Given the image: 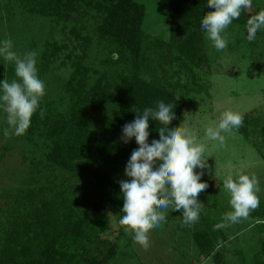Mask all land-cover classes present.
<instances>
[{
  "label": "rangeland",
  "instance_id": "1",
  "mask_svg": "<svg viewBox=\"0 0 264 264\" xmlns=\"http://www.w3.org/2000/svg\"><path fill=\"white\" fill-rule=\"evenodd\" d=\"M137 1L145 7L142 30L149 35L141 52L139 73L179 97L184 120L175 127L189 129L205 145L202 159L207 160V167L194 171L203 172L201 182L208 187L198 195L203 207L199 219L191 225H185L183 217L175 215L171 207L161 210L166 218L148 233L147 249L134 242L132 234L119 224L123 213L102 216L99 235L117 245L116 255L106 264H238L243 258L250 262L256 253L264 256V217L255 220L251 213L229 226L231 239L223 250L219 248L220 260L200 255L192 236L208 220L222 222V216L232 210L230 196L223 187L227 175L234 179L239 173L255 176L259 206L264 210V31L260 29L249 42L244 29L232 22L221 33L227 47L217 50L202 30L190 47L196 51L191 60L176 50L180 44L174 42L171 31L170 1ZM81 5L69 20H57L25 8L23 0H0V42L10 39L12 50L20 55L38 53L37 71L46 72L41 77L44 105L67 103L62 82L71 77L79 59L89 69V85L104 75L103 82L109 83L111 93L118 87L120 76L134 69L131 58L120 52L119 45L98 32L95 9L85 2ZM49 41L67 47L43 68L42 55ZM179 56L181 60L174 59ZM6 63L0 57V67H6ZM4 79L2 76L1 81ZM226 110L242 115L243 125L221 133L225 136L221 145L207 139L205 132L219 123ZM7 127L6 113L0 107V244L14 227L12 220L29 219L27 214L42 204V197L53 196L61 189L74 205L82 206L91 188L87 175L45 166L43 139L28 141L25 134L16 136L11 130L5 137L3 130Z\"/></svg>",
  "mask_w": 264,
  "mask_h": 264
},
{
  "label": "trees",
  "instance_id": "2",
  "mask_svg": "<svg viewBox=\"0 0 264 264\" xmlns=\"http://www.w3.org/2000/svg\"><path fill=\"white\" fill-rule=\"evenodd\" d=\"M169 1L173 15V39L180 44L176 50L193 60L196 51L190 47L195 45L193 40L204 30L201 20L214 9L208 6L207 0ZM23 2L25 8L57 20H69L75 12L81 10V3L85 2L87 7L95 9L93 16L97 20L98 32L119 45L120 52L131 58L134 69L120 76L118 87L111 93L109 83L103 82L104 75L89 85V69L79 59L71 77L62 82L67 103L64 106L63 101L59 102V106L55 102L44 105L40 100L26 130V139L32 142L43 139L45 166L48 168L56 167L89 176L91 188L85 193L86 200L81 204L84 207L87 203V207L83 209L79 203L74 205L75 202L61 189L53 196L42 197V204L27 214L29 219L18 220L15 217L12 220L14 227L0 244V264H106L116 255L117 245L99 235V222L106 214L122 213L124 201L119 182L130 180L125 174V168L133 150L139 147L134 137L124 143L123 127L133 122L144 109L155 108L160 100L175 105V118L169 124V127H175L184 120L180 100L172 91L158 86L152 79L144 78L139 73L141 52L149 38L142 30L145 7L139 1ZM261 10H264V0H252L251 8L243 9L239 19L233 20V23L240 25L247 34V20ZM261 30L264 31V27ZM72 32L77 34L75 29ZM45 46L43 68L67 47L54 41L47 42ZM174 59L181 60V57ZM44 71H37L40 80L46 74ZM1 75L9 82L17 79L14 62H7L6 67H0ZM161 126L159 122L150 119L149 144L159 139L158 128ZM173 213L183 217L182 211L173 210ZM251 214L255 220H260L264 217V210L258 206ZM218 223L221 222L210 219L204 228L193 232L192 236L200 255L215 256L220 260L222 253L219 251L231 239V230L230 227L214 230ZM244 259L238 264H264V256L259 253L254 254L250 262Z\"/></svg>",
  "mask_w": 264,
  "mask_h": 264
},
{
  "label": "clouds",
  "instance_id": "3",
  "mask_svg": "<svg viewBox=\"0 0 264 264\" xmlns=\"http://www.w3.org/2000/svg\"><path fill=\"white\" fill-rule=\"evenodd\" d=\"M207 3L214 11L203 16L201 26L213 46L217 50H223L227 47V41L221 33L233 20L239 19L243 9L251 8L252 0H207ZM262 27L264 10L252 15L246 22L249 42L255 39L257 31ZM12 49L10 39L0 42V57L7 62H14L17 77L11 82L7 79L0 81V107L6 113L9 126L3 130L5 137L9 136L10 130L16 136L26 133L31 117L45 95L44 82L37 74L38 53L28 51L20 55ZM174 106L163 100L157 101L155 108L144 109L133 122L123 127L124 143L134 137L139 147L133 150L125 168V174L130 180L119 182L124 201L119 224L144 249L150 246V230L160 227L166 218L161 210L172 207L174 211H182L185 225L195 223L203 207L198 201V195L208 187L201 182L203 172L194 171L197 167H207V160L202 159L206 147L198 142L189 129L169 127L175 118ZM150 119L163 125L158 128L159 139L152 140L151 144L148 143ZM242 125V115L226 110L221 114L217 125L206 128L205 136L223 145L225 136L221 133H230ZM223 187L230 196L232 210L222 216V222L216 224L214 230L227 228L247 219L260 203L257 196L258 180L255 176L239 173L234 179L232 175H227L223 180Z\"/></svg>",
  "mask_w": 264,
  "mask_h": 264
}]
</instances>
